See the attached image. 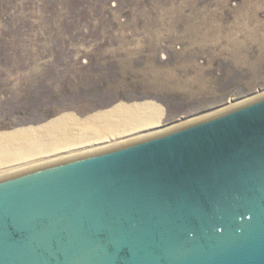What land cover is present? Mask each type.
I'll list each match as a JSON object with an SVG mask.
<instances>
[{
	"label": "rangeland",
	"instance_id": "374dc122",
	"mask_svg": "<svg viewBox=\"0 0 264 264\" xmlns=\"http://www.w3.org/2000/svg\"><path fill=\"white\" fill-rule=\"evenodd\" d=\"M261 95L264 0H0V144L103 117L104 150Z\"/></svg>",
	"mask_w": 264,
	"mask_h": 264
},
{
	"label": "water",
	"instance_id": "95a60500",
	"mask_svg": "<svg viewBox=\"0 0 264 264\" xmlns=\"http://www.w3.org/2000/svg\"><path fill=\"white\" fill-rule=\"evenodd\" d=\"M0 264H264V95L1 178Z\"/></svg>",
	"mask_w": 264,
	"mask_h": 264
},
{
	"label": "bare ground",
	"instance_id": "6f19581e",
	"mask_svg": "<svg viewBox=\"0 0 264 264\" xmlns=\"http://www.w3.org/2000/svg\"><path fill=\"white\" fill-rule=\"evenodd\" d=\"M83 122L84 123L82 124L74 122L67 123L45 131H39L37 133L5 140L0 144L1 178L7 174H13L20 170L26 169V171H28L27 168L36 165L41 167L40 164H43L42 166H44V163L54 162L67 157L76 155L83 156L90 152L92 153L95 150H102L104 147L124 142L117 141L116 138L121 133L120 127L103 117L90 118L87 119L86 122ZM74 126L78 129H74ZM94 144L102 145L95 146ZM87 146L89 148H86Z\"/></svg>",
	"mask_w": 264,
	"mask_h": 264
}]
</instances>
